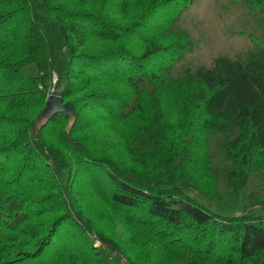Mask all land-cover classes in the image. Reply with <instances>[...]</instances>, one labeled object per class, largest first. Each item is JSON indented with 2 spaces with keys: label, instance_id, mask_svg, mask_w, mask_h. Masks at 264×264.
<instances>
[{
  "label": "trees",
  "instance_id": "obj_1",
  "mask_svg": "<svg viewBox=\"0 0 264 264\" xmlns=\"http://www.w3.org/2000/svg\"><path fill=\"white\" fill-rule=\"evenodd\" d=\"M108 1L0 8V264H112L115 252L129 264H264L263 215L222 214L189 192L214 195L190 165L207 149L203 131L237 130L224 141L232 194L264 165V47L174 77L194 40L168 30L195 0H114L123 17ZM38 3L65 36L66 64ZM251 6L264 21V0ZM55 73L77 118L57 112L38 126ZM94 197L105 211L79 201ZM117 223L131 231L123 239L107 228Z\"/></svg>",
  "mask_w": 264,
  "mask_h": 264
},
{
  "label": "rangeland",
  "instance_id": "obj_2",
  "mask_svg": "<svg viewBox=\"0 0 264 264\" xmlns=\"http://www.w3.org/2000/svg\"><path fill=\"white\" fill-rule=\"evenodd\" d=\"M10 1L4 0L3 3L0 2V8L10 7L12 5L9 3ZM251 1L195 0L190 6L180 12L178 18L169 27L168 32L172 34L187 32L194 40V47L186 52L184 59L174 65L173 76L180 77L187 70L193 71L199 66H210L218 55H227L235 58L248 50L264 47L263 12L261 8H253ZM81 2L82 0H56V3H67L68 5L78 6L82 5ZM108 3L110 5V0ZM111 4L114 7L111 11L115 13V16L123 17L122 11L118 8L119 4L117 5L114 0H112ZM42 8L44 6L38 3V8L33 11V15L42 24L44 30L50 34L58 58L63 64H66L65 36L45 13L44 10H48ZM160 17L162 18L163 15L161 14ZM96 43L100 42H91L92 45ZM25 70L28 74L38 73L34 63L28 64ZM58 81L59 76L55 73L49 94L60 90V87L57 86ZM177 108L174 107L170 110L169 119L175 125L178 124L181 129V113ZM168 124L170 125V121H168ZM104 128L109 131L108 126H104ZM124 129V126H120L111 133L113 135L108 137L113 138V141H115L119 139L118 133ZM236 133L237 130H234V132L231 130L202 132V135H205L204 137L208 139L207 149L205 151L198 150L196 152V159L191 161L190 165L195 167L197 171L196 177L200 176V184L204 189L203 191L205 192L207 189L209 190L208 192L214 195L211 196L206 192L203 193L196 187L189 189V192L195 194L201 202L212 210L222 214L233 215L251 210L264 216V165L251 173L247 184L240 189L237 195L232 194L230 190L228 174L233 164L227 156L224 141L225 138L233 137ZM208 173L211 174L210 178ZM85 185L90 188L101 187L98 183L94 184L88 180H86ZM214 188L216 189L215 192ZM84 193L92 192L89 190ZM82 195L79 192L78 197H82ZM79 201L83 202L82 204H84L87 211H105V203L99 197L83 200L80 198ZM1 215H3V212L0 210ZM124 227L125 225L122 226V224L117 223L115 226L107 228L113 236L123 239L127 232H131L130 230H125ZM108 252L107 250L103 251L106 257H108ZM117 263V258H114L112 264ZM179 264H185V262L182 261Z\"/></svg>",
  "mask_w": 264,
  "mask_h": 264
},
{
  "label": "water",
  "instance_id": "obj_3",
  "mask_svg": "<svg viewBox=\"0 0 264 264\" xmlns=\"http://www.w3.org/2000/svg\"><path fill=\"white\" fill-rule=\"evenodd\" d=\"M57 112H64L69 115L70 126L77 118V108L74 102L71 100H64L63 95L55 91L48 95L46 105L36 118V125L42 126Z\"/></svg>",
  "mask_w": 264,
  "mask_h": 264
},
{
  "label": "built area",
  "instance_id": "obj_4",
  "mask_svg": "<svg viewBox=\"0 0 264 264\" xmlns=\"http://www.w3.org/2000/svg\"><path fill=\"white\" fill-rule=\"evenodd\" d=\"M55 92V91H54ZM94 239H95V241H96V244H101L102 242H101V240L99 239V237L96 235V234H94ZM115 254H117L118 255V257H119V262H118V264H129V260H128V258L125 256V255H123V254H119V253H117V252H115Z\"/></svg>",
  "mask_w": 264,
  "mask_h": 264
}]
</instances>
